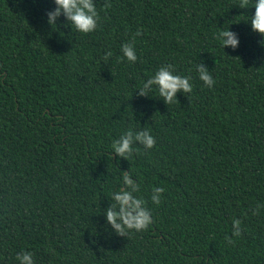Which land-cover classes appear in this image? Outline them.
Here are the masks:
<instances>
[{
	"label": "trees",
	"instance_id": "obj_1",
	"mask_svg": "<svg viewBox=\"0 0 264 264\" xmlns=\"http://www.w3.org/2000/svg\"><path fill=\"white\" fill-rule=\"evenodd\" d=\"M97 28L45 23L52 0H0V264H264V51L241 0H94ZM253 0H248L249 6ZM240 37L222 51L217 27ZM132 43L137 60L120 57ZM112 56L102 59L105 52ZM203 62L215 84L199 80ZM191 77L165 104L138 86L162 65ZM155 145L110 157L126 129ZM120 171L151 210L101 230ZM153 186L163 187L158 205ZM240 221L234 234L232 221Z\"/></svg>",
	"mask_w": 264,
	"mask_h": 264
},
{
	"label": "clouds",
	"instance_id": "obj_2",
	"mask_svg": "<svg viewBox=\"0 0 264 264\" xmlns=\"http://www.w3.org/2000/svg\"><path fill=\"white\" fill-rule=\"evenodd\" d=\"M54 7L45 12V23L52 28H57V21L62 16L65 25L80 34H88L97 28L99 13L94 0H52ZM241 9H254L250 16H247V24L250 32L259 36V46L264 51V0H253L249 6L248 0H241ZM219 31L215 39L219 42L222 51L231 49L235 51L240 45L239 35L227 28L217 27ZM112 52H105L102 59L107 60ZM129 63L137 60L136 50L132 43H123L120 46V57ZM198 78L203 85L211 88L215 80L210 70L203 62L195 65ZM191 77L189 75L175 74L171 65L160 66L154 74L144 80L137 88L136 95L149 97V93L155 91L159 99L165 104L176 100L177 93H190L192 91ZM177 101V100H176ZM155 137L147 129L133 131L131 128L123 131L118 138L111 142L110 157L114 154L117 158H131L132 153L137 149L134 145H142L144 149H151L155 145ZM119 170V169H118ZM121 173L117 187L110 192L111 201L102 209L99 217L102 222L99 224L101 230L106 229L116 236L123 237L130 231L139 232L146 229L152 222L151 210L146 206L145 199L138 195L140 183L127 171ZM163 187L153 186L151 189V202L158 205L161 201ZM234 234L240 232V221H232ZM17 264H36L31 251L21 250L15 255Z\"/></svg>",
	"mask_w": 264,
	"mask_h": 264
}]
</instances>
